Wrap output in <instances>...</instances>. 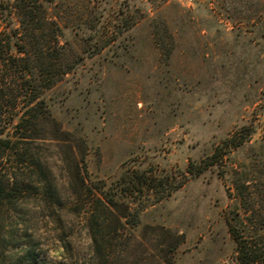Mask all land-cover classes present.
Returning <instances> with one entry per match:
<instances>
[{"label": "rangeland", "instance_id": "rangeland-1", "mask_svg": "<svg viewBox=\"0 0 264 264\" xmlns=\"http://www.w3.org/2000/svg\"><path fill=\"white\" fill-rule=\"evenodd\" d=\"M17 41L54 72L76 64L36 94L78 140L50 123L20 144L50 186L0 202V264H240L231 222L264 224V0H0V47Z\"/></svg>", "mask_w": 264, "mask_h": 264}, {"label": "trees", "instance_id": "trees-1", "mask_svg": "<svg viewBox=\"0 0 264 264\" xmlns=\"http://www.w3.org/2000/svg\"><path fill=\"white\" fill-rule=\"evenodd\" d=\"M37 53L41 56V52ZM75 65V63L66 61L61 64L59 71L54 72L44 60L33 58L24 43L9 42L7 47H0V202L3 204L22 194L47 193L48 185L50 186L41 159L36 157L35 153H31L28 148L20 151V144H32L37 140L47 139V125L50 123L54 125L53 140L77 142V137L62 130L60 123L53 117L46 98L36 94L38 76L44 75L50 78L46 88H51L59 80L55 78L57 73L67 74ZM228 142L229 139L227 146ZM239 144L236 143L234 146ZM77 147L78 155L82 157L79 160L76 154H73L76 160L74 177L81 185L76 194L82 196L83 189L87 186L83 164L85 155L80 149V143ZM14 155L17 157L18 164L16 168L8 167L7 161ZM209 160L210 158L204 159L199 164L190 163L188 171L194 176L200 175L214 164ZM22 166L25 168L39 167L40 176L36 179L24 177ZM180 186L182 184H178L176 188ZM97 202L112 215H115L114 208L117 209L122 204L124 209L115 218L116 220L123 218L128 223L132 217L139 218L143 209L120 202L114 196L104 192L97 197ZM132 226L135 227L137 224ZM115 230L117 231L116 228ZM230 232L238 246L240 264H264V224L253 221L252 229L251 225L238 215L235 223L230 224ZM93 240L96 241V237ZM99 256L102 259L107 258L103 254ZM108 262L109 260L103 264ZM158 263L173 264L169 253L159 257Z\"/></svg>", "mask_w": 264, "mask_h": 264}]
</instances>
